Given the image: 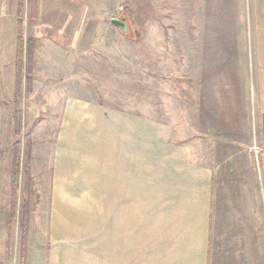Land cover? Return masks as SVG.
I'll return each mask as SVG.
<instances>
[{"label": "rangeland", "instance_id": "rangeland-1", "mask_svg": "<svg viewBox=\"0 0 264 264\" xmlns=\"http://www.w3.org/2000/svg\"><path fill=\"white\" fill-rule=\"evenodd\" d=\"M21 2L23 12L18 15ZM7 4L8 14L14 11L22 22L24 57L19 95L14 92L16 66L1 71L0 258L4 264L41 263L38 255L47 246L46 224L56 185L76 194L86 192V206L95 212L98 227L103 226L115 145L132 140L137 131L143 132L149 190L154 159L163 144H183L191 137L227 141L234 136L218 133L239 122L232 102L226 100L232 98L225 94L232 93L230 80L217 83L213 75L222 69L214 67L213 75L204 70L201 76L186 61L191 53L193 63L201 58L200 43L203 59L209 58L207 52L217 36L230 35L226 45L237 40L238 48L250 50L249 0H7ZM122 15L129 24L127 32L110 23ZM10 28L14 41L13 19ZM239 30L246 33V41L233 37ZM238 87L244 98L243 113L238 107L240 121H247L251 130L252 87L247 82L237 84V93ZM219 92L226 98L217 103L214 97ZM14 143L21 165L15 198L10 175ZM26 157L27 181L22 167ZM71 175L94 183L60 181L71 180ZM93 184L96 193L87 192L94 191Z\"/></svg>", "mask_w": 264, "mask_h": 264}, {"label": "crops", "instance_id": "crops-1", "mask_svg": "<svg viewBox=\"0 0 264 264\" xmlns=\"http://www.w3.org/2000/svg\"><path fill=\"white\" fill-rule=\"evenodd\" d=\"M249 4L250 50L238 48L237 40L226 45L230 35L217 36L209 58L203 59L200 43L201 58L193 63L191 53L186 61L201 76L204 70L213 75L214 67L222 69L213 75L217 83L230 80L232 93L225 94L232 98L226 100L232 102L239 122L218 133L234 136L227 141L191 137L183 144H163L154 159L151 190L143 169V132L117 143L106 180L103 226L98 227L95 212L86 206V192L76 194L56 185L46 224L47 246L40 250L37 264H264V0ZM8 12L7 0H0V141L1 71L11 65L14 69L16 62L18 20L14 11ZM11 19L14 41L9 37ZM245 34L239 30L233 37L246 41ZM244 82L251 85L254 97L251 130L247 121H240L244 98L236 86ZM225 94L214 97L217 103ZM60 181L94 183L82 175ZM93 186L94 191L87 192L96 193Z\"/></svg>", "mask_w": 264, "mask_h": 264}, {"label": "trees", "instance_id": "trees-1", "mask_svg": "<svg viewBox=\"0 0 264 264\" xmlns=\"http://www.w3.org/2000/svg\"><path fill=\"white\" fill-rule=\"evenodd\" d=\"M23 12V4L21 2V4L18 5V15L21 14L22 15ZM22 33H23V26H22V22L21 20H18L17 23V43H16V62H15V66H16V82H15V96L19 95L20 93V83H19V78L21 76V72H22V59L24 57V50H23V39H22ZM31 62V61H29ZM15 120V124L18 126L16 119ZM17 128L14 129V132L16 133ZM16 143H14V150H13V156H12V162H11V190H12V196L13 198H15V193L17 191L18 188V182L20 179V158H19V151L17 148V145H15ZM27 157L25 159V162L22 163V167H23V171L25 174V181H27L28 178V165H27ZM27 212L24 213L23 217H22V247H21V252H20V260L23 263L24 259H25V238L27 235V218L28 216H26Z\"/></svg>", "mask_w": 264, "mask_h": 264}, {"label": "water", "instance_id": "water-1", "mask_svg": "<svg viewBox=\"0 0 264 264\" xmlns=\"http://www.w3.org/2000/svg\"><path fill=\"white\" fill-rule=\"evenodd\" d=\"M110 23L119 27L123 32L129 31V24L125 19V15H122L120 18H111Z\"/></svg>", "mask_w": 264, "mask_h": 264}]
</instances>
